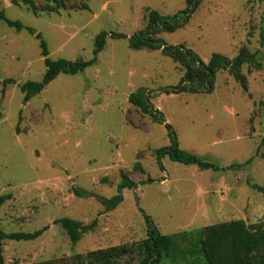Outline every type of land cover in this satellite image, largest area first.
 <instances>
[{"label": "rangeland", "instance_id": "obj_1", "mask_svg": "<svg viewBox=\"0 0 264 264\" xmlns=\"http://www.w3.org/2000/svg\"><path fill=\"white\" fill-rule=\"evenodd\" d=\"M32 1L36 12L24 0H0L6 17L24 25L17 30L0 19V80H15L4 92L0 86V229L47 228L33 240H4V264H82L89 251L118 245L129 248L118 264H139L134 250L147 235L139 208L162 234L264 219V190L253 187L264 186V70L241 66L246 90L220 69L211 92L167 93L184 76L181 65L161 49L132 48L129 40L147 32L148 14L156 11L182 23L154 33L165 44L183 45L205 63L245 48L264 65V0ZM37 32L51 59L69 60L94 58L102 32L125 36H107L92 65L58 74L24 103L20 86L41 81L46 69ZM138 92L157 113L129 102ZM173 138L226 169H201L168 155L159 163L158 150ZM232 164L239 167L227 169ZM123 176L137 185L122 189V201L108 209L99 198L117 195ZM148 177L153 182L142 183ZM59 218L95 227L72 242L54 223Z\"/></svg>", "mask_w": 264, "mask_h": 264}, {"label": "trees", "instance_id": "obj_2", "mask_svg": "<svg viewBox=\"0 0 264 264\" xmlns=\"http://www.w3.org/2000/svg\"><path fill=\"white\" fill-rule=\"evenodd\" d=\"M198 0H188L189 4ZM34 12L35 5L32 0H24ZM49 10L56 11V5L47 6ZM0 19H3L8 25L21 30L24 25L6 17L3 10H0ZM148 30L130 37V46L135 49L148 47L151 49H161V51L179 63L184 70V76L176 86L166 88L167 93H180L186 90L191 92H211L214 88V78L216 72L220 69H228L229 72L240 82L243 89H247L246 78L241 73L240 68L243 64H252L255 68L264 70V65L256 61L254 53H248L245 48H241L239 53L232 59L221 54H213L208 63L203 62L190 49L183 45L169 46L162 40L154 38V33L159 30L174 31L182 25L175 19H167L160 16L156 11H150L148 14ZM34 33V30L29 28ZM264 35V16L262 36ZM37 38H42L40 33H35ZM107 36L123 37V34L100 33L95 42L94 58L84 59H51L47 49L46 42L41 39V56L44 58L46 66L41 81H27L20 86L23 92V101L27 103L34 95L41 92L44 87L51 82L58 74H76L83 71L86 67L92 65L97 54L103 49ZM13 78L0 80L2 91L6 86L14 83ZM129 102L141 108L145 112L158 111L153 106L145 102L141 93H133L129 96ZM264 106V101L262 102ZM163 121V119L161 118ZM170 128L168 123H165ZM157 159L160 163L161 156L168 155L173 161L184 163L186 165H196L201 169L225 170L219 165L203 160L195 154L179 148L177 141L173 138L169 146L158 150ZM239 167L238 164H232L227 169ZM161 169L163 166L161 165ZM144 182H153V179L147 178ZM137 184L131 182L127 176H123L118 184V194L110 199L99 198V200L108 209L115 208L122 201L121 191L124 188L136 187ZM255 189L264 190V186L253 184ZM81 194L79 190H74ZM3 198H1L2 200ZM143 215L147 228L146 238L141 241L134 251L142 256L139 264H159L162 260L171 258L173 260H187L194 258L192 264H264V219L256 224L247 225L242 219H232L228 221L216 222L198 230L195 234L188 232H177L172 234H162L153 224L151 218L145 214L144 210L139 208ZM55 224H60L67 232L72 242L81 239L84 233L95 227V221L90 224H84L71 218H59L54 220ZM47 227L35 230L33 232H5L0 229V264H4L2 255V242L9 240H33L39 237ZM129 252V248L124 245L111 246L89 251L80 262L83 264H118L121 259ZM81 256L79 255L78 258ZM84 261V262H83ZM16 264V263H12ZM35 264V263H32Z\"/></svg>", "mask_w": 264, "mask_h": 264}]
</instances>
